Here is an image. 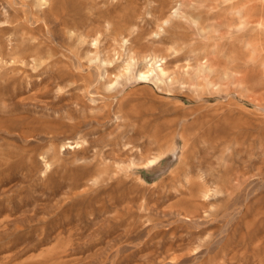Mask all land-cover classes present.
<instances>
[{
    "label": "rangeland",
    "instance_id": "1",
    "mask_svg": "<svg viewBox=\"0 0 264 264\" xmlns=\"http://www.w3.org/2000/svg\"><path fill=\"white\" fill-rule=\"evenodd\" d=\"M0 264H264V0H0Z\"/></svg>",
    "mask_w": 264,
    "mask_h": 264
},
{
    "label": "bare ground",
    "instance_id": "2",
    "mask_svg": "<svg viewBox=\"0 0 264 264\" xmlns=\"http://www.w3.org/2000/svg\"><path fill=\"white\" fill-rule=\"evenodd\" d=\"M24 1H26V0H24ZM26 3H29V2H26ZM26 5V4H25ZM27 14V13H26ZM163 73V70L161 69V68H159L158 69V72H156V75H158V77H160L161 76V74ZM141 75H143L142 73H141ZM160 75V76H159ZM146 76V75H145ZM158 141V140H157ZM133 146V145H132ZM133 159V158H132ZM198 159V158H197ZM206 160V159H205ZM150 161V160H149ZM244 176V175H243ZM201 178V177H200ZM207 183H206V181L205 180H203V183L202 184H198V185H200L199 187H201V186H203V188H202V195H201V197H202V200L201 201H195V200H193V199H191V198H189L188 200H187V203L189 204H192L194 207H199V206H201V207H203V205H204V203H206L205 201V199L209 196V189H208V187H207V185H206ZM196 184H190V186H188V187H184V188H186L187 189V192H189L192 196H194V187L193 186H195ZM197 187V186H196ZM227 189V188H226ZM185 193V192H184ZM196 193V192H195ZM189 194V195H190ZM187 195V194H186ZM192 198H194V197H192ZM195 198H198L197 196L195 197ZM194 198V199H195ZM205 206V205H204ZM193 207V208H194ZM196 211V210H195ZM191 213V212H190ZM227 216V215H226ZM193 224V223H192ZM198 226V225H197Z\"/></svg>",
    "mask_w": 264,
    "mask_h": 264
}]
</instances>
